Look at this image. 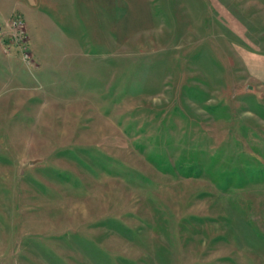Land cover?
Returning a JSON list of instances; mask_svg holds the SVG:
<instances>
[{
	"label": "rangeland",
	"instance_id": "374dc122",
	"mask_svg": "<svg viewBox=\"0 0 264 264\" xmlns=\"http://www.w3.org/2000/svg\"><path fill=\"white\" fill-rule=\"evenodd\" d=\"M0 264H264V0H0Z\"/></svg>",
	"mask_w": 264,
	"mask_h": 264
}]
</instances>
